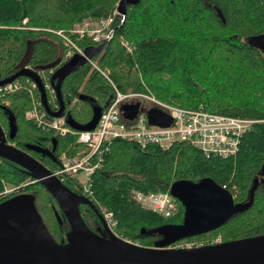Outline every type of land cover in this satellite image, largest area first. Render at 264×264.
I'll use <instances>...</instances> for the list:
<instances>
[{"label":"trees","instance_id":"trees-1","mask_svg":"<svg viewBox=\"0 0 264 264\" xmlns=\"http://www.w3.org/2000/svg\"><path fill=\"white\" fill-rule=\"evenodd\" d=\"M119 0H0V80L18 71L28 44L32 53L30 68L51 63L60 52L58 64L37 70L43 84L49 85L52 72L69 58L71 49L65 36L78 48L98 46L89 36L73 31L76 23L99 21L111 15ZM219 8L224 21L217 15ZM111 39L91 59L65 77L61 94L66 104L65 124L88 125L93 116V98L104 111L122 94H152L156 99L181 108L202 106L206 111L258 120L241 138L233 157H206L186 141L169 148L158 145L141 148L133 142L113 140L103 155L101 166L91 178V194H85L101 211L112 212L113 231L123 239L153 247L161 239L159 229L179 224L184 208L175 199L176 211L164 216L144 208L132 198V191L164 192L178 180L197 182L210 178L220 186L237 188L234 202L251 203L235 213L219 228L186 237L208 245L220 236L221 242L264 234V52L250 38L264 35V0H139L127 5L123 21L113 25ZM60 32V34H59ZM123 42H127L129 49ZM23 85L14 92H0V128L7 142L26 151L51 172L60 167L62 154L73 156L83 146L77 133L64 135L34 126L26 112L40 100L38 89L31 95ZM47 100L52 109L58 101L49 88ZM140 104L146 100L139 98ZM16 133L10 138L11 121ZM48 150L54 159L29 149ZM62 183L83 194L77 179ZM6 185L14 191L4 194ZM29 193L45 226L57 242L66 241L69 224L56 200L20 166L0 158V202ZM86 225L96 230L100 221L88 205H80ZM175 243L166 247H173Z\"/></svg>","mask_w":264,"mask_h":264},{"label":"water","instance_id":"water-1","mask_svg":"<svg viewBox=\"0 0 264 264\" xmlns=\"http://www.w3.org/2000/svg\"><path fill=\"white\" fill-rule=\"evenodd\" d=\"M138 1L119 0L117 11L122 16L121 21L126 14L127 5H134ZM215 9L219 18L224 21L220 9ZM250 41L264 52V35L251 37ZM106 43L107 41H103L98 46L86 47L82 54L74 53L52 72L49 83L58 101V108L55 110L48 103L46 88L37 70L54 68L60 60V52L51 63L30 68L26 63L32 53V44H28L18 71L1 79L0 86L19 77H27L37 84L40 102L47 114L51 117H64L66 104L61 94L62 81L89 61L93 53L99 52ZM80 99L93 106L94 116L88 125H71L76 130L89 131L96 126L101 111L93 98L81 96ZM139 109V102L122 105L123 114L129 119L134 118ZM146 114L151 125L166 127L172 123L170 116L158 108H150ZM9 116V137L13 138L16 123L11 112ZM28 148L54 159L46 149L35 146ZM0 158L20 166L31 178L42 184L56 200L69 224L66 241L57 242L38 213L32 194L17 193L1 201L0 264H264V234L189 248L166 247L186 237L215 230L235 213L250 205L251 200L247 204H236L230 191L210 178L197 182L178 180L171 184L170 194L184 208L182 222L159 229L161 239L156 246L148 247L115 235L90 199L71 191L40 161L7 142L1 128ZM80 205H88L98 217L100 226L96 230L90 229L82 219Z\"/></svg>","mask_w":264,"mask_h":264},{"label":"built area","instance_id":"built-area-1","mask_svg":"<svg viewBox=\"0 0 264 264\" xmlns=\"http://www.w3.org/2000/svg\"><path fill=\"white\" fill-rule=\"evenodd\" d=\"M122 19L117 8L108 17L99 20L100 28L90 29L88 21L81 25L76 24L74 31L81 36L85 33L91 36L95 43L108 41L113 33V25ZM60 34V32H59ZM70 50L66 57L70 58L74 53H81L78 48L68 38L63 36ZM129 49L127 42H123ZM25 87L32 95L33 90L37 89V84L26 77ZM23 86L17 79L0 86V92H14ZM55 97L51 86L46 85ZM146 98L145 104H140L137 115L126 118L122 111V105L138 102L135 98ZM158 108L170 116L172 123L169 126L161 127L151 125L147 119V110ZM26 118L34 126L41 129L54 130L61 135L66 133H77V142L83 148L73 156L62 154L59 158L60 167L52 172L61 182L66 178L77 179L81 185L82 192L91 194V178L103 161V155L108 150V143L113 140H125L136 143L141 148L148 145H158L162 149L169 148L176 141H186L198 148L206 157L217 156L222 158L233 157L239 150L242 136L251 129L257 120L236 117L231 115L211 113L202 106L197 108H181L175 105L161 103L153 97L140 93L122 94L116 90V97L101 112L99 120L92 130H71L66 124L64 117H51L43 108L40 100L26 112ZM226 188V185L222 186ZM227 189V188H226ZM235 185L230 187V193L235 197ZM132 198L144 208L150 209L166 217L171 216L176 211L175 198L169 190L157 193H144L141 191L132 192ZM109 229L117 235L113 228L116 221L113 219L112 212L100 211ZM119 236V235H117ZM122 238V236H121ZM221 238L212 240L209 244L220 243ZM199 246L186 241L175 243V248H189Z\"/></svg>","mask_w":264,"mask_h":264},{"label":"rangeland","instance_id":"rangeland-1","mask_svg":"<svg viewBox=\"0 0 264 264\" xmlns=\"http://www.w3.org/2000/svg\"><path fill=\"white\" fill-rule=\"evenodd\" d=\"M85 21H88L90 24H91V27H90V29L92 30V29H95L96 27L97 28H100V25H98V23H99V21H91V20H84V21H82V22H79V23H76V24H79V25H81L83 22H85ZM75 24V25H76ZM75 25L73 26V31H74V28H75ZM96 28V29H97ZM75 32V31H74ZM76 33H78V32H76ZM79 34V33H78ZM80 35V34H79ZM84 35H86V36H89L90 38H91V36L90 35H88V34H84ZM81 36V35H80ZM111 39V38H110ZM109 39V40H110ZM92 40V39H91ZM108 40V41H109ZM107 41V42H108ZM140 94H142V95H147V96H150V97H153L155 100H158V99H156L152 94H149V93H147V94H143V93H140ZM139 98H142L143 100H146V98H143V97H136L135 99L136 100H139ZM159 102H161V103H166V104H171V105H173V103H168V102H164V101H161V100H158ZM175 105V104H174ZM257 122H258V120H257ZM235 192H234V194H237V188H236V186H235ZM14 191V188L12 187V186H9V185H6V188H5V190H4V194H9V193H11V192H13ZM132 192H134V191H132ZM101 209H103L104 211H107L106 209H105V206H101ZM117 235H119V237H121V235L120 234H117ZM217 238H220V236H218V237H216L215 239H217ZM215 239H213V240H215ZM128 241V240H127ZM187 243H193V244H196V245H201V244H199V243H197V242H193V241H186ZM135 244H137V243H135ZM138 245H140L139 243H138Z\"/></svg>","mask_w":264,"mask_h":264}]
</instances>
